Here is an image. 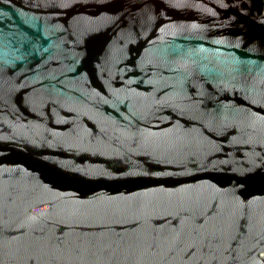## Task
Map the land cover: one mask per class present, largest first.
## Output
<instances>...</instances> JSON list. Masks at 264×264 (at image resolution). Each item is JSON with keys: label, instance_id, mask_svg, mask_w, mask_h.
Listing matches in <instances>:
<instances>
[{"label": "water", "instance_id": "1", "mask_svg": "<svg viewBox=\"0 0 264 264\" xmlns=\"http://www.w3.org/2000/svg\"><path fill=\"white\" fill-rule=\"evenodd\" d=\"M0 264H264V0H0Z\"/></svg>", "mask_w": 264, "mask_h": 264}]
</instances>
